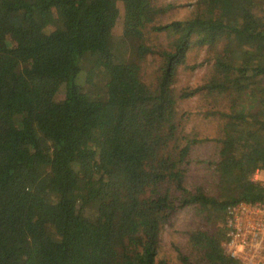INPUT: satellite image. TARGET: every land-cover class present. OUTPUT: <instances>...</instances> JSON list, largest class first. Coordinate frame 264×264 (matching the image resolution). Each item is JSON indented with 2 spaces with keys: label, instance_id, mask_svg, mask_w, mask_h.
Masks as SVG:
<instances>
[{
  "label": "trees",
  "instance_id": "16d2710c",
  "mask_svg": "<svg viewBox=\"0 0 264 264\" xmlns=\"http://www.w3.org/2000/svg\"><path fill=\"white\" fill-rule=\"evenodd\" d=\"M118 2L134 19L114 37ZM175 2L0 0V264H171L163 232L183 213L180 264H236L226 210L264 198V0H190L166 21ZM97 72L94 95L80 79Z\"/></svg>",
  "mask_w": 264,
  "mask_h": 264
},
{
  "label": "rangeland",
  "instance_id": "374dc122",
  "mask_svg": "<svg viewBox=\"0 0 264 264\" xmlns=\"http://www.w3.org/2000/svg\"><path fill=\"white\" fill-rule=\"evenodd\" d=\"M172 1H176L175 2L176 8L175 10L167 13L169 16L167 19H165L166 21H172L173 19H179V20L185 19L190 16L192 8H191V5H187V4H190V0H165V3L172 2ZM117 10H118L117 18L115 20V25L113 28L114 37H120V36H123V34L125 35V34L130 33L132 31V22L134 19V16L131 13V11L120 2L117 3ZM170 40L171 39L167 37L166 35H162L160 38V43L166 46ZM193 56L195 57L194 59H193ZM203 58L204 56L202 52L199 53L197 56L193 52L191 53V56L187 62V65L192 66L195 63L200 64ZM142 64L144 66L146 65L144 70H142L143 78L145 80L153 82L154 77H155L154 72L157 69V67H159L160 65L159 59L155 57L152 58L150 56V57H147L146 62ZM207 72H208V66L206 65L199 66L195 71H190L189 69L188 70L182 69L178 76L179 88L185 87L186 85L189 88H195L203 84ZM95 75L96 76L94 78L92 87L91 86L88 87L87 85H85V77H86L85 73L82 74L80 81L82 84H84L85 89H91L90 92H92L94 95H98L100 94V91H101L102 75L101 73H98V72ZM62 96L63 94L58 95L56 99L59 100L60 98H62ZM197 99H198L197 97L190 98L189 100H185L182 103H180V106H179L181 113L186 112L189 115V119L186 122L187 130H190L192 126L191 120L193 117H195V112H197V109L199 107V101ZM201 110L203 111L204 109L201 108ZM201 152L206 154L207 151L203 149L201 150ZM198 176H200V174H198ZM259 178L264 180V176L263 177L259 176ZM14 215H15V211L13 207L8 208L6 212L7 217L5 218V222L7 226L10 225L11 223V226L13 227ZM187 218H189L187 214H184V213L181 214L179 219L175 223L172 224L171 228L167 227L165 231L163 232L161 252L164 253V255L169 259L171 264H180L178 260L176 259L177 257H176L172 242L177 243V245L180 244L181 246L185 244L186 237H185L184 232L186 229L185 227L188 224Z\"/></svg>",
  "mask_w": 264,
  "mask_h": 264
},
{
  "label": "built area",
  "instance_id": "2783aa9c",
  "mask_svg": "<svg viewBox=\"0 0 264 264\" xmlns=\"http://www.w3.org/2000/svg\"><path fill=\"white\" fill-rule=\"evenodd\" d=\"M256 170L251 181L264 187ZM224 254L236 264H264V198L238 202L226 210Z\"/></svg>",
  "mask_w": 264,
  "mask_h": 264
}]
</instances>
